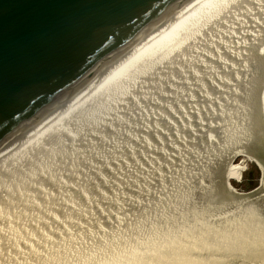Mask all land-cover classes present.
I'll return each instance as SVG.
<instances>
[{
  "label": "bare ground",
  "instance_id": "1",
  "mask_svg": "<svg viewBox=\"0 0 264 264\" xmlns=\"http://www.w3.org/2000/svg\"><path fill=\"white\" fill-rule=\"evenodd\" d=\"M263 15L264 0H201L83 86L43 122L2 146L0 264H220L211 263L207 255L195 260L196 250L205 252L215 241L195 230L209 222L218 227L237 223L241 231L248 223H258L256 212L236 217L215 208L231 201L224 190L248 195L232 182L242 177L237 157L256 160L246 128L258 130L259 121L264 122V35H252L257 24L264 32ZM229 26L239 34L237 28L246 27L244 35L249 38L237 47L233 57L239 56L240 62L233 64L219 57L215 42L217 32L229 42ZM197 54L206 69L193 71L192 85L187 79L193 76L189 65L195 66ZM195 90L206 94L203 109L197 108L200 95ZM146 104L161 113L158 127L152 112L146 115L151 124L147 120L143 127L144 138L148 131L153 136L142 147L146 175L137 172L119 183L104 173L100 180L69 181L68 174L78 178L88 164L100 170L95 155L101 149L94 143L109 138L103 134L125 118L131 124L143 119L140 113L149 109ZM247 108L252 109L249 124L242 117ZM195 109L200 119L210 121L203 127L207 135L195 128ZM168 124L186 130L175 136ZM107 172L115 174L113 168ZM145 178L157 187L149 192L154 195L118 194L117 186L126 185L147 191Z\"/></svg>",
  "mask_w": 264,
  "mask_h": 264
},
{
  "label": "water",
  "instance_id": "2",
  "mask_svg": "<svg viewBox=\"0 0 264 264\" xmlns=\"http://www.w3.org/2000/svg\"><path fill=\"white\" fill-rule=\"evenodd\" d=\"M200 1L0 0V148L43 122L83 86ZM249 114L251 108L242 113L246 124ZM259 126L253 130L249 125L245 136L264 170L263 120ZM222 193L231 201L215 209L236 217L256 212L258 223H248L242 231L237 223L198 227L195 234L205 232L215 241L205 252L196 250L195 260L207 255L211 263L264 264V173L248 195ZM240 197L246 199L239 201Z\"/></svg>",
  "mask_w": 264,
  "mask_h": 264
},
{
  "label": "rangeland",
  "instance_id": "3",
  "mask_svg": "<svg viewBox=\"0 0 264 264\" xmlns=\"http://www.w3.org/2000/svg\"><path fill=\"white\" fill-rule=\"evenodd\" d=\"M258 5H260V4H258ZM262 17H263V21L260 22L261 25L264 24V15ZM231 25H234V24H231ZM258 25L259 24H257L256 26L253 27L252 35H255L258 37H259V35L263 36L264 32L262 30H261V32L259 31L260 25L259 26ZM262 27H263V25H262ZM229 29H230V26H229ZM237 29L240 30V34L238 31L230 29L231 30L230 34L234 37L230 36V39H228L229 40L228 43L223 42V39H225V38L221 37V34H219L218 32L215 34V36L218 37V39H216V41L212 40L213 42L215 41L217 43L216 46H219V48L221 50L220 51L221 54L219 55V57L220 58L224 57L225 59H228L229 63H231V64H233L234 62H237V61L240 62L239 56L236 58L237 60L233 56L238 55L237 53L239 52L240 48H237V47H240V44L245 43L246 38L249 39L247 37V35L246 36L244 35V33H246V34L248 33L246 31V27L244 29H240V28H237ZM236 37H239V38H236ZM225 40H227V39H225ZM204 42H207V44L209 43L207 38ZM259 43H260V41H259ZM208 50H210V49H208ZM195 52H198L196 47H195ZM197 57L198 58L195 62V66L193 67L192 65H189V74L193 75V71L195 69H197V67L200 70L203 69V71L206 69L205 64H203V62H201L204 58L203 57L200 58L198 56V54H197ZM199 59H200V62H198ZM207 60H208V58H207ZM217 64H219V63H217ZM224 65L228 66V64H226V63H223L222 66H224ZM240 65L241 64H239V67H240ZM245 67L246 68L248 67V70L250 68L247 65ZM234 68H235V66L231 67L232 70ZM227 71H229V69ZM194 76L195 75L191 76L190 79L187 78L189 81H191L192 85H195V77ZM250 76L251 75L249 74V77ZM241 86L245 87L246 83L245 84L243 83ZM206 92H208V91H206ZM195 93L196 94L199 93V95H200L199 96L200 101L198 102L200 105L197 104V108L203 109L204 107H206V104L204 103L205 102L204 100L206 99L205 98L206 94L203 93L202 90L201 91L195 90ZM147 106H149L148 108L150 109V111H149V109L147 111H144L145 108L141 109L140 115H141V118H143V119H140V120L136 121L135 123L131 124L129 121V118H125L118 128L110 127L111 130L109 129V131H106L105 134H103L104 136H106V135L109 136V138L103 139L101 143H98V144L94 143L95 149H101L100 150L101 154L95 155V157L97 159V163L100 162L99 163L100 170L99 169L96 170L95 168H93L92 166H90L88 164V165H86V170H82V172H80V173H83L82 175H80V177L74 178V176L68 174L69 181L79 182V181L90 180V178H92V179L97 178L100 180L101 174L104 173V175H106L107 178L109 180H111V182L117 183L116 180H118V183H119V182H127V181H125L127 178L132 179V176L135 175V173H137V172H140V174L142 173V174L146 175L148 170H146L147 168L143 167V165H142V163L144 162L143 161L144 159L142 158V156H143L142 147L145 145L144 141L147 140L148 137L152 138L153 136H151V134H149L148 133L149 131H148L147 132L148 135L145 136V138H144V135H146V134H144V132H143L144 131L143 127L146 125V121L150 120L146 117V115L148 116V115H150L151 112L153 113L152 114V119H153L152 121H153V124H155V125H156V121L157 122L159 121L158 116L161 115V113L159 112V108L155 110V111H157V113H154V107H151L150 105L146 104V107ZM209 108H212V107H209ZM190 112H192V110H190ZM195 112H196V109H195ZM169 113H171L170 110H169ZM204 114L207 115L208 113L204 112ZM199 117L200 116L196 112L195 113V121H196V123H195L196 127L195 128L199 129L202 133H204V135H207L206 131L208 129L204 130L203 127L211 125L210 121L207 119L206 120L200 119ZM198 119H200L201 121H199ZM133 120L134 119H132V121ZM191 121H192L191 119L188 120L189 123H191ZM149 124H151L150 121H149ZM168 126H169V133L173 132L175 136L179 130H181V129L186 130V128H183V127H180L179 129L175 128L173 125H170V124H168ZM156 127H158V125H156ZM136 128H139V130H136ZM115 130H120V131L118 132ZM169 133H168V138L170 137ZM101 135H98V137H101ZM154 137L156 138V141H158L157 143L160 145L161 140H159L157 136H154ZM113 139H114V141H113ZM94 140L95 139H93V141ZM169 141L171 142L170 145L175 146L172 142V138H169ZM105 143H107L106 147L101 146V148H100L98 146V145H103ZM172 146H171V148H172ZM110 147H112V148L110 149ZM93 155H94V153H92V156ZM173 159H175V157ZM138 162L141 164L142 168H140V166L137 165ZM237 162L242 165V167H243L242 173L243 174L241 173L242 177L240 178L239 181H237V180L233 181L232 184L239 192L249 193L250 191H252L253 189H256L260 185V180L262 178V170L258 166V164L253 160H249L246 158H239V159H237ZM109 163H111V164H109ZM155 163L159 164L157 162H155ZM149 167L151 169H153L151 165H149ZM108 168L109 169L113 168L115 174H113L111 176V174L109 172H107ZM151 172H153L154 174L157 173V171L155 169H154V171H151ZM87 174H88V176H87ZM116 174H117V176H116ZM141 180H144V178H141ZM146 180H148V181H146ZM146 180L144 181L143 186L147 187V189H146L147 191H142V192L136 191L135 189H132L131 186H128V185L123 186V187L117 186L118 189H116V190H117L119 195H123L126 197H139L141 195L143 196L144 194H148L151 191H157V187L154 186V184H151V179L147 178ZM133 190L135 192H133ZM106 191H109L112 194H115V190L112 188L107 187ZM74 193H75V191H74ZM149 194L154 195L153 193H149ZM16 211H17V208L14 207L13 212H16Z\"/></svg>",
  "mask_w": 264,
  "mask_h": 264
}]
</instances>
